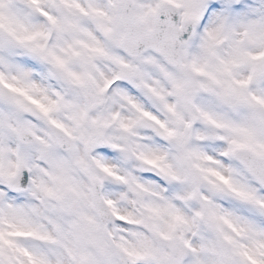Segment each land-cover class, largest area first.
I'll list each match as a JSON object with an SVG mask.
<instances>
[{"label":"snow or ice","instance_id":"obj_1","mask_svg":"<svg viewBox=\"0 0 264 264\" xmlns=\"http://www.w3.org/2000/svg\"><path fill=\"white\" fill-rule=\"evenodd\" d=\"M0 264H264V0H0Z\"/></svg>","mask_w":264,"mask_h":264}]
</instances>
